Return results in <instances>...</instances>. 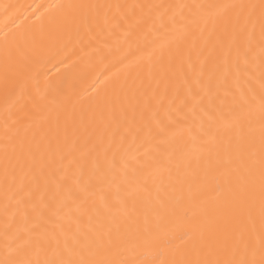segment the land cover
Masks as SVG:
<instances>
[{
  "label": "bare ground",
  "instance_id": "1",
  "mask_svg": "<svg viewBox=\"0 0 264 264\" xmlns=\"http://www.w3.org/2000/svg\"><path fill=\"white\" fill-rule=\"evenodd\" d=\"M264 260V0H0V264Z\"/></svg>",
  "mask_w": 264,
  "mask_h": 264
},
{
  "label": "snow or ice",
  "instance_id": "2",
  "mask_svg": "<svg viewBox=\"0 0 264 264\" xmlns=\"http://www.w3.org/2000/svg\"><path fill=\"white\" fill-rule=\"evenodd\" d=\"M238 264H250V262H248V261H240V262H238ZM253 264H254V262H253ZM260 264H264V260H262L260 262Z\"/></svg>",
  "mask_w": 264,
  "mask_h": 264
}]
</instances>
